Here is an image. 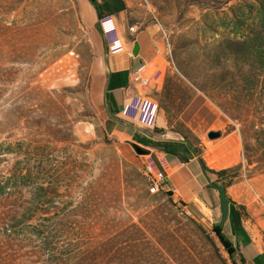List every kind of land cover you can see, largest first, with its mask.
Masks as SVG:
<instances>
[{
	"label": "rangeland",
	"instance_id": "374dc122",
	"mask_svg": "<svg viewBox=\"0 0 264 264\" xmlns=\"http://www.w3.org/2000/svg\"><path fill=\"white\" fill-rule=\"evenodd\" d=\"M148 2L131 4V23L140 22L139 30L156 24L155 17L162 22L156 25L173 93L165 100L182 108L170 122L163 109L165 127L120 132L92 87L95 52L80 0H0V238L8 218L32 216L12 236L18 255L28 257L19 264H75L91 253L95 258L86 260L96 264H233L214 231L220 221L196 215L174 190L151 194L144 174L150 154H137L128 140L151 150L181 137L207 165L211 151L205 148L230 135L239 154L227 167V180L234 177L228 194L239 198L246 226L264 236V171L258 168L264 137L251 128L262 115L264 95L243 105L241 119L218 106H229L234 96L228 46L245 39L220 24L249 13L247 22H259L264 0ZM207 52L219 54L220 62L196 60ZM163 87L151 93L156 97ZM210 130L222 135L209 139ZM222 232L232 237L225 224ZM44 239L50 252H40Z\"/></svg>",
	"mask_w": 264,
	"mask_h": 264
},
{
	"label": "crops",
	"instance_id": "0c3cea01",
	"mask_svg": "<svg viewBox=\"0 0 264 264\" xmlns=\"http://www.w3.org/2000/svg\"><path fill=\"white\" fill-rule=\"evenodd\" d=\"M98 1L106 14L100 21V27L97 26V12L89 0H80V3L95 52L91 68L92 87L101 100L107 117L120 132H124L125 126L165 127L167 119L163 109L151 93L152 88L159 91L163 87L167 71L160 49L159 27L154 23H146L137 32H128L129 26L133 25L131 21L136 16L131 4L138 0ZM134 24L138 27L140 22ZM135 42L140 46L137 55L133 53ZM142 64H146L145 73L151 79L147 87H142L132 79L133 73ZM160 118L162 124H158ZM229 136L223 135L222 140L211 144L213 149L205 148L204 153L211 151L205 156L211 169L227 168L237 162L239 142L231 144L232 138ZM149 154L146 163H152L158 170L165 172L168 190H174L183 196L196 215L211 219L214 223L221 221L219 192L209 187L211 175L202 167L191 142L181 137L163 139L151 148ZM230 195L236 204L233 206L234 220L227 217L224 221L232 235L228 238L241 253L245 264H264L263 232L256 226H246L239 198L234 194Z\"/></svg>",
	"mask_w": 264,
	"mask_h": 264
},
{
	"label": "trees",
	"instance_id": "16d2710c",
	"mask_svg": "<svg viewBox=\"0 0 264 264\" xmlns=\"http://www.w3.org/2000/svg\"><path fill=\"white\" fill-rule=\"evenodd\" d=\"M91 5L95 8L98 16L97 26L100 27V21L105 17V11L103 7L99 3L98 0H89ZM264 7V3L262 4ZM255 5L252 4V7ZM251 13L247 18L243 16L237 17L232 21L231 24L229 22H221L220 26L223 27L224 32H229L231 34L236 35H244L245 39L242 40V43L238 46L229 45V50L231 55L229 58L232 61L235 70L230 72L229 77L231 79L232 92L234 94L233 99L230 102V105L218 104L225 112L229 113L231 117L236 119H241L242 115L240 112L242 110L243 105L252 101L253 96L255 94L264 95V19L259 22H247L246 19L251 18ZM229 58L227 60H229ZM220 62L219 54H215L212 56L210 53H204L202 56L196 58V60H200L201 64H206L210 60ZM193 61V59H192ZM239 63H241L239 65ZM181 72L185 73L181 70ZM169 79V81H168ZM170 83V78L167 77V81L163 87L162 94L156 95L159 100V105L162 109L165 110L167 116L169 117V122L171 121V117L173 116V111H175V115H178L179 110L182 108L181 106L176 107V110L172 108L174 104H168L166 97H170L173 95L171 89L168 87ZM246 99L247 102H246ZM248 105V104H247ZM232 110L236 112H232ZM231 111V113H230ZM261 116H259L258 120H253L251 124V128L255 133H259L264 137V107L260 110ZM238 112V113H237ZM259 114V115H260ZM258 126V128H256ZM258 139V138H257ZM264 145V142H262ZM245 147L248 149V145ZM194 149V147H193ZM195 150V149H194ZM200 163L205 170H210L206 165L205 160L202 157H199ZM250 164L253 163V160L249 158ZM259 170L264 171V154L259 159ZM232 168L222 169V170H210L212 173L217 175L215 180H209V187L216 189L219 192L220 200H221V210H222V219L219 223L214 225V231L217 234L219 240L226 248L229 253L233 264H245V261L242 256L237 257V250L233 247V243L227 238V236L222 232V226L227 217H230L231 220H234L235 211H233V206L236 202L232 199V197L228 194V186H230L233 182L234 177H229V173ZM4 187L0 189V194H2V190ZM230 207V211H229ZM32 219V216H27L25 212L17 213L13 216V218H8L9 222L4 227L3 236L0 238V264H19L18 260L20 258L27 259L26 254H22L19 256L17 253V248L15 249V242L13 235L17 233H21L23 231V225L28 222V220ZM48 219V218H45ZM42 231L34 230L33 234L39 236L40 238ZM43 245L40 247V252L47 251L50 252V248H48L49 241L44 239ZM96 253V252H95ZM95 258V254L91 253L86 258L89 259ZM89 257V258H88ZM86 258L79 259L75 264H96L95 260L89 262ZM49 259L46 261L36 260L35 264H49ZM55 264H68L67 262H63V260L59 259L55 261Z\"/></svg>",
	"mask_w": 264,
	"mask_h": 264
},
{
	"label": "built area",
	"instance_id": "2783aa9c",
	"mask_svg": "<svg viewBox=\"0 0 264 264\" xmlns=\"http://www.w3.org/2000/svg\"><path fill=\"white\" fill-rule=\"evenodd\" d=\"M149 5L148 0H143ZM156 24L159 27L162 26V22L155 17ZM137 26L130 25L129 31L131 33L137 32ZM146 64H142L139 68L133 73V81L137 84H140L142 87H147L151 83V79L146 75ZM144 174L149 182L148 189L151 194H157L160 192H166L167 189V177L164 171L158 170L152 163H145L144 165Z\"/></svg>",
	"mask_w": 264,
	"mask_h": 264
},
{
	"label": "water",
	"instance_id": "95a60500",
	"mask_svg": "<svg viewBox=\"0 0 264 264\" xmlns=\"http://www.w3.org/2000/svg\"><path fill=\"white\" fill-rule=\"evenodd\" d=\"M139 50H140L139 43L135 42L134 48H133V53L135 55H137L139 53ZM221 135H222V130H210L208 132V138L209 139H216V138H219ZM128 143L134 148V150L137 152V154H149L151 152V150L149 148H146V147H144V146H142V145H140L134 141L128 140ZM167 194L171 196L174 194V191L173 190L167 191ZM181 202L183 204H186V202H184L183 200H181Z\"/></svg>",
	"mask_w": 264,
	"mask_h": 264
}]
</instances>
